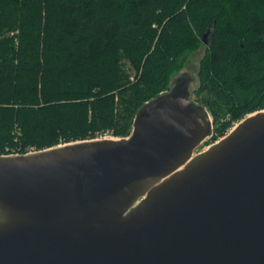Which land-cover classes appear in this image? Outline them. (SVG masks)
I'll list each match as a JSON object with an SVG mask.
<instances>
[{
    "label": "water",
    "instance_id": "1",
    "mask_svg": "<svg viewBox=\"0 0 264 264\" xmlns=\"http://www.w3.org/2000/svg\"><path fill=\"white\" fill-rule=\"evenodd\" d=\"M189 70L126 138L0 155V264H264V110L196 155Z\"/></svg>",
    "mask_w": 264,
    "mask_h": 264
},
{
    "label": "trees",
    "instance_id": "2",
    "mask_svg": "<svg viewBox=\"0 0 264 264\" xmlns=\"http://www.w3.org/2000/svg\"><path fill=\"white\" fill-rule=\"evenodd\" d=\"M200 52L213 143L264 110V0H0V155L130 136Z\"/></svg>",
    "mask_w": 264,
    "mask_h": 264
},
{
    "label": "rangeland",
    "instance_id": "3",
    "mask_svg": "<svg viewBox=\"0 0 264 264\" xmlns=\"http://www.w3.org/2000/svg\"><path fill=\"white\" fill-rule=\"evenodd\" d=\"M202 55H203V53H196V54H194V57L192 56V58H190V60H189L190 68H193L192 70H191V69L189 70V75H190V76H192V77L195 76L194 74H195V71H196V68H197V65H198L199 59L201 58ZM195 84H196V82L192 83L191 87H194ZM234 127H235V126H234ZM234 127H233V128H234ZM233 128H232V129H233ZM217 141H218V140H217ZM217 141H216V142H217ZM216 142L211 143V139H209V140L207 141V143H204L202 146H200V147L196 150L195 154L198 155V154H200V153H203V152L207 151L208 148H209L212 144H214V143H216Z\"/></svg>",
    "mask_w": 264,
    "mask_h": 264
},
{
    "label": "built area",
    "instance_id": "4",
    "mask_svg": "<svg viewBox=\"0 0 264 264\" xmlns=\"http://www.w3.org/2000/svg\"><path fill=\"white\" fill-rule=\"evenodd\" d=\"M114 138H118V137H116L112 132L108 131L105 134L98 137L97 139H114ZM31 152H36V151L31 150L28 153H31Z\"/></svg>",
    "mask_w": 264,
    "mask_h": 264
}]
</instances>
